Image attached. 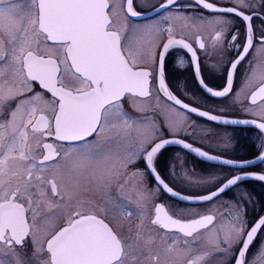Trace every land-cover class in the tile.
<instances>
[{
  "label": "snow or ice",
  "instance_id": "6c2138e0",
  "mask_svg": "<svg viewBox=\"0 0 264 264\" xmlns=\"http://www.w3.org/2000/svg\"><path fill=\"white\" fill-rule=\"evenodd\" d=\"M230 4L195 0L201 11L186 13L174 9L192 4L161 0L149 19L134 0H0V264H205L203 249L219 253V264H264V215L250 223L239 203L218 215L158 202L167 193L204 205L245 178L264 182V170H246L253 161L224 159L176 138L191 134L189 112L264 133V32L254 33L248 0ZM141 17L146 22L138 23ZM203 25L214 27L213 47H223L231 30L226 47L237 50L214 66L224 79L219 89L205 82L184 38L185 29ZM195 43L205 48L199 34ZM250 50V70L233 91L235 71ZM169 56L176 69L190 63L221 114L174 94ZM153 92L162 120L129 114L126 108L143 112ZM237 105L252 118L222 115ZM169 144L236 174L187 177L191 191L183 194L159 166ZM258 148L264 162V136Z\"/></svg>",
  "mask_w": 264,
  "mask_h": 264
},
{
  "label": "flooded vegetation",
  "instance_id": "af4514ba",
  "mask_svg": "<svg viewBox=\"0 0 264 264\" xmlns=\"http://www.w3.org/2000/svg\"><path fill=\"white\" fill-rule=\"evenodd\" d=\"M161 0H134L138 11L145 15L152 12L151 6L157 5ZM218 5L231 6L230 0H215ZM252 5L251 9H246V14H249L254 33L258 36L264 32V0H248ZM192 4L193 7L180 8L174 10L196 13L201 11L195 7V0H177V5ZM205 16L210 15L208 10H203ZM234 16V14H232ZM149 19H154L152 15ZM138 23L146 22L145 18H139ZM235 27L244 30L245 24L241 22V18L234 17ZM220 26H215V30H219ZM199 34L202 37V42L205 44L204 49H200L195 43V36ZM214 35V27L212 25H203L199 28H192L191 26L184 30V38L192 43L194 50L197 52L198 61L201 66V74L205 82L213 88L219 89L224 84V79L220 72L215 71L214 66L222 60L235 58L237 50L235 48H227V41L231 38V30L223 34V47L217 44L213 47L212 37ZM173 52L180 51L184 53V58L190 61V55L185 50L174 49ZM253 59V52L250 50L245 60L241 61L234 74L233 91L237 90L243 80L245 72L250 70L248 61ZM168 66V82L174 91L185 103L190 106L199 107L201 110L211 111L212 114L218 113L215 109L219 106V101L216 98H208V94L200 87L198 81L195 79L194 69L188 63L184 68L176 69L175 56L166 58ZM155 92H153L154 95ZM243 99V94H242ZM243 103L247 104V99H243ZM130 108H126L128 111ZM222 115L229 119H251L241 111L240 106L234 108L229 107ZM189 119L188 132L190 135L181 132L176 138L183 139L190 143L193 147H198L202 151L208 152L211 155H218L224 159H243L253 161V163L246 166V170L250 172H260L264 170V162L257 159L259 155L258 145L261 142V137L264 133H260L253 125H225L208 120L206 117H200L196 113H187ZM167 132V131H165ZM166 138H172L166 136ZM160 168L166 178V182L170 186L183 194H188L191 189L187 186V177L198 175H206L209 172L227 173L232 171L236 174V170L229 169L228 166L219 162L208 161L205 158L198 156L190 150L184 149L181 145H166L161 150ZM137 167H142L138 164ZM154 179L148 177V186H154ZM240 195H245V199L240 200ZM251 197V202L248 201L247 196ZM158 202L171 204L175 208H195L201 212H215L216 214L225 213V209L232 203H239L245 213V218L251 223L260 215H264V182L258 181L254 178H245L237 186L231 190L221 194V197L214 203H207L204 205H189L184 201H180L175 197H170L167 193H163L158 197ZM171 210V209H170ZM261 239L260 234L257 235L253 243L252 250H255L256 245ZM209 251V255L205 257V264H219L220 254Z\"/></svg>",
  "mask_w": 264,
  "mask_h": 264
},
{
  "label": "rangeland",
  "instance_id": "374dc122",
  "mask_svg": "<svg viewBox=\"0 0 264 264\" xmlns=\"http://www.w3.org/2000/svg\"><path fill=\"white\" fill-rule=\"evenodd\" d=\"M156 1V0H151ZM156 93H154L153 98L150 101L145 102L144 108L145 110L143 112H138L135 109H128V112L130 115H132L136 119H144L145 117L149 118H155L158 120H162L163 117L159 116V109H157L156 106V99H155ZM161 104H163V100L161 101ZM167 131V129H165Z\"/></svg>",
  "mask_w": 264,
  "mask_h": 264
},
{
  "label": "water",
  "instance_id": "95a60500",
  "mask_svg": "<svg viewBox=\"0 0 264 264\" xmlns=\"http://www.w3.org/2000/svg\"><path fill=\"white\" fill-rule=\"evenodd\" d=\"M149 15L151 16L152 14H149ZM220 124H223V123L221 122ZM228 125H230V124H228ZM173 145H177V144H173ZM213 162H218V161H213Z\"/></svg>",
  "mask_w": 264,
  "mask_h": 264
}]
</instances>
